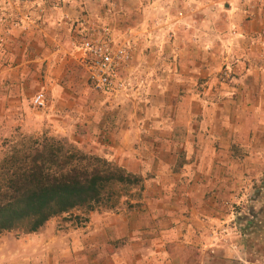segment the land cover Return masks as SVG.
I'll return each mask as SVG.
<instances>
[{
    "label": "rangeland",
    "instance_id": "374dc122",
    "mask_svg": "<svg viewBox=\"0 0 264 264\" xmlns=\"http://www.w3.org/2000/svg\"><path fill=\"white\" fill-rule=\"evenodd\" d=\"M30 1L35 0H0V160L12 149H26L36 140L41 143L43 139L50 138L65 141L82 153L99 157L96 153L104 150L103 146L107 142L104 133L110 132L109 126L118 127V124L110 122L108 116L117 112L121 105L130 104V101H138L140 108L144 106L148 108L154 101L159 102L156 99L158 93L149 92L147 88L138 92L136 84L156 82V75L160 77L162 74H168L173 68L179 72L184 68L181 66V59L173 57L179 51L186 50L185 48L191 55L197 57V63L203 54L208 55L209 64L213 67L211 71L214 74L207 78L194 77L193 82L197 84L194 87L196 95L202 92L201 86L208 83L212 93L223 92L226 100L230 99L232 93H236L237 86L241 91L244 89L248 91L257 82L247 76L249 70L247 60H242L246 68L236 69L234 74L233 60L220 58L222 56L227 58L230 53L249 51V48H253L252 53L258 55V60H255V57L251 58L253 63L259 64L263 60L260 56L264 53V28L250 31L245 27L257 13L262 12L260 10L263 6L259 0H255L254 4L251 0H220L217 4H208L206 0H173L176 8L173 9L175 13L172 15L144 14L142 11L131 13L132 21L144 17L146 20L153 19L156 25L157 22L162 21L166 26L159 29L148 27L142 32L144 38L136 44L131 43V38L128 40L124 35L125 32L129 36L133 35L129 29H125L123 35L113 37L116 44L128 47L130 57L127 64L119 71L121 78L125 79L128 85L126 92L119 95H105L96 91L82 65L78 66L79 70L74 68L72 71L66 68L56 69L51 65L48 73L43 69L35 76L22 77L20 74L6 70L17 62L12 56L7 55L9 49L6 47V37L12 31L24 32L22 23L29 18L23 13L25 9L28 10L24 5H27L25 2ZM134 2L136 1H130V3ZM50 4L49 8L56 10L59 8L58 4H62V0H54ZM110 11L105 15L109 23H100L98 15L90 17L88 13L83 12L85 16H89L86 17L85 25L93 31L101 27H112L115 16L121 13L117 12L116 8H110ZM101 14L104 17V13ZM237 14H240L241 18L240 23L235 26L233 24ZM106 24L109 27L104 26ZM176 24L184 28L180 31V37L188 36V40L191 38V45L174 43L176 36L173 28ZM121 25L122 23L119 22L120 30L123 28ZM128 27L129 24L126 25V28ZM204 28L211 31L207 41L204 39L201 41L199 38ZM84 33L82 35L85 38L91 35L87 30ZM137 33L134 35L138 37L140 34ZM159 33L162 37L156 36ZM61 48L63 47L58 46L55 49ZM75 49L76 46L71 47V52ZM134 54L144 58L133 61ZM237 64L238 60H236ZM44 76L49 79V88L53 85L54 89L63 91H52L46 96L45 90H41L38 85ZM37 94H43L44 104L49 102L47 118L40 124H35L30 116L33 109L40 111L46 107V105L40 108L34 106L33 101ZM184 94L180 93V96ZM51 95H57L59 98L64 96L75 105L78 102L81 120L76 123L73 121V112L69 107H65L64 113H61L58 111L59 108L51 106V101L54 100ZM257 97L259 96L256 93L255 101ZM209 99L212 100L213 97ZM171 100L172 98L169 101ZM227 104L224 106V113L230 120L229 127L232 125V129L235 130L236 143L221 144V147L215 145V156L209 172L180 171L186 163L184 151H181L176 165L163 177L168 184V188L162 192V199H166L165 204L136 202L142 198L144 185V179L139 176L142 179L141 186L122 191L114 208L103 206L94 210V213L98 214L117 213L123 210L134 213L135 217H141L143 221V234L136 236L139 240H130L128 237L116 240L113 235L112 241L115 245L107 247L105 251L91 252L88 257L98 263L106 258L118 257L132 264H264V128L258 127L259 121H255L264 118V105L251 108L236 107V104L233 107L232 103L229 106ZM129 110L127 112L131 114L144 115L136 110V107H129ZM199 111L197 107H193V119L198 125L203 123ZM229 133L230 130H227V134ZM184 134L183 126L175 129V135L180 140L184 138ZM220 150H223V155L215 161ZM150 178H153V175L147 173L146 180ZM147 192L149 194L145 193V196L152 195V191L150 193V190H147ZM130 201H134V204H130ZM162 209L173 211L175 214L169 219L163 216L153 221L151 215L155 216ZM146 212H149L148 216ZM256 213L259 214V219L254 220L253 226H247L244 220L252 219ZM89 214L82 210H73L52 218L43 227L50 231L82 229L85 228L84 224ZM154 222L158 224L152 227ZM28 234L24 227L3 234L5 238L0 241V264L18 262L23 264L24 257L21 256L24 254L20 246L22 239ZM137 241L140 243L138 244ZM11 251L14 253L10 254ZM218 254L222 255L223 262L213 260ZM15 255L21 259L15 260Z\"/></svg>",
    "mask_w": 264,
    "mask_h": 264
},
{
    "label": "crops",
    "instance_id": "0c3cea01",
    "mask_svg": "<svg viewBox=\"0 0 264 264\" xmlns=\"http://www.w3.org/2000/svg\"><path fill=\"white\" fill-rule=\"evenodd\" d=\"M51 1L54 0L25 2L27 5H24V7L28 8V10L25 9L23 13L27 14L29 18L22 23L24 32L19 30L12 31L6 37L5 43L7 49H9L7 55L8 57L12 56L17 61L12 68H7V71L20 74L22 77L24 75L35 76L36 73H41L43 69H46L48 73L51 65L56 69L66 68V70L72 71L75 68V70H79L78 66H83L81 58L84 52L80 46L85 38L84 35L87 34L84 31L87 30L89 34L93 32L88 25H85L86 17L98 15L100 19L98 22L109 23L108 19H105L106 12H111L110 8H116L117 12L121 14L115 16L112 27L107 24L104 26L112 28L110 30H112L111 35L113 37L121 36L125 29H129L133 32V35L129 36L127 32L124 35L128 40L131 38V43L136 44V42L144 38L142 37L144 36L142 32L148 27H157L159 29L166 25L162 24V21L157 22L156 25L153 19L146 20L144 17L140 20L137 19L138 21L136 19L132 21L133 16H131V13L142 11L144 14L170 13L172 15L175 13L173 9L176 8L173 5V0H134L136 1L134 3H130L132 0H62V4H58L59 8L54 10L49 8ZM206 1L208 4H217L220 0ZM251 2L252 4L256 3L255 0H251ZM259 3L263 6L260 10L262 12L257 13L254 19L248 21L245 26L250 31L264 28V0H259ZM83 12L88 13L89 16H85ZM101 12L104 13V17L103 14L100 15ZM64 16L69 18L65 19ZM240 18V14H237L233 25L236 26L237 23H240ZM119 22L122 23V30L118 27ZM128 24L129 27L126 28ZM183 29L178 24L173 28V33L176 36L174 43L188 44L191 42V38L188 40V36L180 37V31H183ZM136 32L140 34L138 37L134 35ZM210 35L211 31L204 28L199 38L201 41L203 39L207 41ZM156 36L162 37L161 33L156 34ZM77 45L79 46L77 47ZM58 46L63 48L56 50L55 48ZM75 46L76 49L71 52V47ZM10 49H13V51ZM185 49L179 51L178 54L175 53L177 55L173 57L174 59H181V66L184 68L179 70V72L173 68L168 74H162L160 77L156 75V82L143 85L136 84V91L138 92H142L147 88L149 92L158 93L159 95H157L156 99L159 102L154 101L155 103L152 102L148 108H145V106L140 108L138 107V101H130V104L121 105L118 107L117 112L108 116L111 119L110 122L118 124V127H108L110 132L103 135L107 139L106 144L103 146L104 150H99L96 153L99 157L116 164L126 172L144 179L142 198L136 201L137 203H166V199H162V192L168 188V184L163 177L168 170L173 169L176 165L181 151H184L186 163L180 171L188 170L202 173L205 170L209 172L213 163V156H215V145L221 147V144L236 143L235 130L232 129V125L229 127L230 124L228 123H230V120L224 113L226 103H228V106L232 103L233 107L236 104V107L251 108L264 105V53L260 56L263 60L259 64H254L253 59H251L255 57L254 59L258 60V55L252 53L253 48H249V51L230 53L227 58L226 56L220 58L221 60H233L234 74L236 69L246 68L242 60H247L249 63L247 76L257 81L248 91H245V89L241 91L240 87L237 86L236 93H232L230 99L225 100L224 93L220 91L212 93V88L209 87L208 83L201 86L203 89L200 94H194V87L197 86L193 82L194 77L207 78L214 74L211 71L213 67L209 64L208 55L205 56L203 54L199 59V63H197V57L191 55L187 48ZM143 58V56L141 57L138 54L133 55V61L142 60ZM236 60H238L237 65ZM43 78L38 85L41 90H45L46 96L52 91H63L62 89H54L53 85L49 88V79L46 76ZM180 93L185 94L180 96ZM256 93L259 97L255 101ZM51 97L54 98L51 101V106L59 108L58 111H61V113H64L63 109L65 107H69L73 112V121L76 123V121L79 122L81 120V109L78 106V102L75 105L73 101L69 102L64 96L59 98L57 95H51ZM210 97H213V99L210 100ZM170 98H172L171 101H169ZM151 100H153V97H151ZM48 104L49 102L47 101L46 107L40 111L32 110L30 116H32V121L34 119L35 124H40L47 118ZM14 105L17 106L16 104ZM129 107H136V110L144 115L127 112L131 110H129ZM193 107H197L200 110L199 115L203 117L202 124L198 125L195 123ZM255 121H259L258 127L264 128V118L256 119ZM178 126H183L184 128L185 134L182 140L175 135V129ZM227 130H230L229 134H227ZM223 150L217 152L215 161L222 157ZM147 173H151L153 178L146 180ZM147 190H150V193L152 191V195L145 196V193H148ZM133 202L130 201V204H134ZM193 212L192 210V214ZM145 214L148 216L149 212ZM174 214L175 212L173 211L162 209L155 216L152 214L151 218L153 221H156L159 217L163 218V216L169 219ZM87 221L84 224L85 228L82 229L50 231L42 227L37 232L28 234L22 239L20 246L24 254L21 256L24 257L23 264H132L126 259H119L118 257L115 259L106 258L98 263L92 260L90 256L88 257V255L91 252L105 251L107 247L110 248V246L115 245L112 241L113 235L116 240L123 237H128L130 240H139L136 236L143 234L141 217H135L134 213L126 210L117 213L104 212L100 214L92 211ZM157 224L158 222H154L152 227ZM0 238L1 241L5 237L2 234ZM137 243L139 244L140 241H137ZM13 253L12 251L10 252V254ZM21 257L15 255L14 259L18 260ZM213 260L215 262L224 261L220 254L216 258L214 257ZM17 264H22V262Z\"/></svg>",
    "mask_w": 264,
    "mask_h": 264
},
{
    "label": "trees",
    "instance_id": "16d2710c",
    "mask_svg": "<svg viewBox=\"0 0 264 264\" xmlns=\"http://www.w3.org/2000/svg\"><path fill=\"white\" fill-rule=\"evenodd\" d=\"M141 183L139 176L65 141L36 140L29 148L12 149L0 160V236L20 227L35 233L73 210L114 208L122 191ZM257 218L256 213L244 222L253 226Z\"/></svg>",
    "mask_w": 264,
    "mask_h": 264
},
{
    "label": "built area",
    "instance_id": "2783aa9c",
    "mask_svg": "<svg viewBox=\"0 0 264 264\" xmlns=\"http://www.w3.org/2000/svg\"><path fill=\"white\" fill-rule=\"evenodd\" d=\"M80 48L84 52L81 63L96 91L105 95L126 92L128 85L126 80L121 78L119 71L130 60L129 49L125 45L115 43L109 28L94 30L91 36L83 39ZM44 103L43 94H37L33 101L34 106L40 108Z\"/></svg>",
    "mask_w": 264,
    "mask_h": 264
}]
</instances>
